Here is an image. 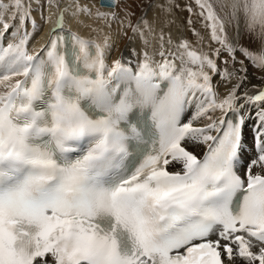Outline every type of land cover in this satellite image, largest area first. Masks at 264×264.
<instances>
[{"label": "snow or ice", "instance_id": "6c2138e0", "mask_svg": "<svg viewBox=\"0 0 264 264\" xmlns=\"http://www.w3.org/2000/svg\"><path fill=\"white\" fill-rule=\"evenodd\" d=\"M47 3L57 18L30 51L32 0H0V264H264V87L241 93L247 67L237 60L264 69V0L223 5L237 36L243 17L258 51L229 37L211 0H194L219 47L210 55L180 39L166 50L161 32V59L145 50L135 69L107 63L108 35L64 27L65 13L108 21L115 12ZM128 26L148 44L147 20ZM215 75L225 85L236 79L223 96ZM248 106L257 123L246 157Z\"/></svg>", "mask_w": 264, "mask_h": 264}, {"label": "bare ground", "instance_id": "6f19581e", "mask_svg": "<svg viewBox=\"0 0 264 264\" xmlns=\"http://www.w3.org/2000/svg\"><path fill=\"white\" fill-rule=\"evenodd\" d=\"M97 2H94L93 0L88 3V1L86 2V0H80L81 4H86L89 7H93V11H95V8H100L101 11L114 12L112 10L117 8V7L116 8L115 7L113 8L101 7V4L99 3L96 4ZM63 5H64V0H61V7H63ZM32 9L33 10H32L31 15L36 21V25H37L36 31L41 32L40 34L45 38L41 41H38L36 43L29 45V50H32V49L35 50L37 47H39L40 44H43L50 29L53 27V23L56 20L57 13H58V9L54 7H50L47 3V0H32ZM49 15H51V19L48 20V22H45V18L49 17ZM149 15H150V12L146 13V15L140 20V22L142 20H147L149 24L152 25L151 34L145 31V35L148 38V44L145 45L139 33L133 32L132 42H131L132 49H131V53H129L127 57H123L122 55L120 54L118 55V53H116V49L118 48L120 41L123 37V33H124L122 26L124 27L125 25V18L122 16H117V19L115 20L109 19L108 21H101V20L94 19L93 17H90L87 14H83V13H81L79 17H73L69 13H65L64 27H67V28H70L76 31L77 33H79L81 36L85 38H93L97 40H102L104 35H108L110 37L111 47L107 50V56H106L107 63L111 65L112 60L121 59L122 62L128 64L129 66L134 65L136 67L139 60L143 58L142 56L143 46H145V50H147L150 54L154 55L155 60H156L155 57L161 59L159 55H155V53H158L159 51V44H160L159 37H160L161 32H163L164 34V48L166 50L176 51V44L180 39L174 36L173 34L174 31L177 30V33L180 34L182 39H185L186 37V35L180 33L182 32V30L179 29V27H181L180 25L176 24V28H177L176 30L174 29V27H172V25L170 24L171 18L168 17V18H165L163 21H159V19H156V18L153 19V17ZM78 21H82V23ZM168 26L170 28H168ZM27 27L29 31L33 30L30 22L28 23ZM93 27L102 28L103 33L94 32L92 30ZM141 27H143L142 24H141ZM169 37H171V40H172L171 45L167 43ZM9 39H11L10 35L6 36L4 43L6 44ZM235 41H238L237 38L235 39ZM201 49L197 47L198 51H205L202 48V46H201ZM206 50L208 49L206 48ZM177 64H179V61H177ZM228 68L230 71L232 70V67H228ZM240 75H243V73H237V76H240ZM235 82H236V79L233 78L231 83L225 85V83L221 81V78L219 75L213 76V84L214 86H216V90L221 96L225 95L227 88H230L232 84H234ZM263 84H264V72H263V79L259 82L257 81V79H255L254 81V76L251 74H248L247 72V80L244 86L240 89V92L242 93L244 89H247L249 91V94H254L255 90L253 89V85H256L257 87H261ZM246 109H249L250 111L256 110L252 106H248L246 107ZM194 111H195V108H191L187 115H190L191 112H194ZM217 116H219V112H217ZM199 123L200 122H198V124ZM254 171H260V170L254 169Z\"/></svg>", "mask_w": 264, "mask_h": 264}, {"label": "rangeland", "instance_id": "374dc122", "mask_svg": "<svg viewBox=\"0 0 264 264\" xmlns=\"http://www.w3.org/2000/svg\"><path fill=\"white\" fill-rule=\"evenodd\" d=\"M87 1L89 3L90 1H93V0H86V2ZM97 1L98 0H94V2H97ZM152 1L153 0H120L119 5L116 8V10L111 9L114 12L120 10L118 13H116L117 16H122L125 18V25H124V27L122 26L123 31H124L123 37L120 41L118 48L116 49V53H118V55L120 54L123 57H127L128 54L131 53V49H132V43L131 42H132L133 31H132V28L128 26L129 22H131V24L133 26L139 24L140 20L146 15L145 11H144V10H146V8H147V13L150 12L149 16L153 17V19L161 18L160 16H158L161 13L160 10L158 12H154L156 5H158V0H155L153 2V4H152ZM162 1H160V3H163ZM226 1H228V0H226ZM96 4H98V2ZM225 21H227V19ZM226 25L227 24L225 23V26ZM151 27H152V25H151ZM240 29H241V25H240ZM145 31H147V30H145ZM40 33L41 32H39V31L34 32V35L31 39L29 45L36 43L38 41H41L45 38ZM229 34H231V33H229ZM241 35H242L241 31H240L239 36H237V33H235L234 36L232 37L233 41L237 42V41H235L236 38L239 41ZM240 44H243L244 46L249 47L252 50L258 51L260 49L261 42L254 34L247 32V30L245 28L244 35L241 39ZM199 45H201L202 48L204 50H206L207 47L205 46L204 42L200 41ZM201 46H200V48H201ZM197 47H198V45L195 44L196 49H197ZM143 51H145V46H143ZM143 51H142V53H143ZM206 51L209 52L210 55L212 54V52H210L209 50H206ZM238 54H240V53H238ZM223 59H226V57L223 56ZM217 63H218V66H220V68L225 67L223 61L217 62ZM237 65L240 66L239 63H237ZM228 67H231V66H228ZM252 69H255L257 73L260 72V70L257 68H252ZM263 72L261 74V79L257 78L258 82L263 79Z\"/></svg>", "mask_w": 264, "mask_h": 264}]
</instances>
